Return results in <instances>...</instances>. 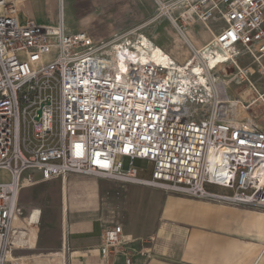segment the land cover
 Here are the masks:
<instances>
[{
    "label": "built area",
    "instance_id": "1",
    "mask_svg": "<svg viewBox=\"0 0 264 264\" xmlns=\"http://www.w3.org/2000/svg\"><path fill=\"white\" fill-rule=\"evenodd\" d=\"M158 6L155 18L170 21L190 49L187 74L172 61L143 59L134 30L97 40L63 20L23 23L17 3L0 0V170L10 175L0 181V264H68L66 228L63 255L21 260L37 237L20 198L25 186L73 173L264 211V124L247 115L256 99L264 103L252 78L264 79V0ZM201 26L211 38L199 47L187 31ZM227 65L237 84L247 83L238 95L221 75ZM136 159L147 161L149 178ZM123 235L122 223L107 228L105 253L123 249Z\"/></svg>",
    "mask_w": 264,
    "mask_h": 264
},
{
    "label": "rangeland",
    "instance_id": "2",
    "mask_svg": "<svg viewBox=\"0 0 264 264\" xmlns=\"http://www.w3.org/2000/svg\"><path fill=\"white\" fill-rule=\"evenodd\" d=\"M56 3L57 11L52 24L64 20L68 29L86 30L97 40H112L134 30L135 35L143 34L150 37L177 59L188 54L186 42L182 43L184 48L178 43L182 35L175 26L165 18H155L160 11L158 0H56ZM62 4L65 8L63 17ZM200 28L198 31L195 29L198 37L193 35L201 41L206 38L209 31L205 27ZM54 55L55 52L47 56V60ZM248 59L241 56L239 62L244 64ZM232 71L234 68L227 65V72L221 75L229 77ZM252 78L264 90V79L259 78L257 73H254ZM246 87L247 83H233L230 85V92L238 95L239 91L243 92ZM247 115L264 124L262 104L254 106ZM135 165L144 177L151 176V169L146 168L147 161L136 159ZM8 177L6 172L0 170V181H6ZM36 177L40 178L41 175L37 174ZM63 182L60 178L23 188L20 198L22 213L25 220L32 225L30 229L34 231L37 239L36 247L20 250L21 255L43 253L58 246L63 224L61 213ZM67 185L70 206L68 223L73 217L93 219L96 224L109 221L106 229L114 223H125L126 232L133 231L141 236L152 234L156 224L166 219L164 211L170 197L218 203L163 188L134 186L88 174H71L67 177ZM218 190L228 192L223 188ZM73 244L76 245L77 242L74 241Z\"/></svg>",
    "mask_w": 264,
    "mask_h": 264
},
{
    "label": "crops",
    "instance_id": "3",
    "mask_svg": "<svg viewBox=\"0 0 264 264\" xmlns=\"http://www.w3.org/2000/svg\"><path fill=\"white\" fill-rule=\"evenodd\" d=\"M14 1L19 6L23 23L29 19L42 24H52L54 21L56 0ZM195 29L198 31L201 28H189L188 35L199 46L211 38L208 32L206 38L199 37L201 42L194 36ZM69 30L77 31L76 28ZM169 54L181 63L190 52L188 50L186 57L181 59ZM1 171L6 172L10 179L7 170ZM66 184L67 180L63 182L60 241L58 246L46 252L62 248V234L66 228L71 248L68 264H123L128 254L132 256L134 264H264V211L175 197L169 198L164 211L166 219L156 224L152 234L141 236L133 231L126 232V224L123 223L126 246L115 254L105 253L103 237L110 222L96 224L93 219L73 217L68 223L70 206Z\"/></svg>",
    "mask_w": 264,
    "mask_h": 264
},
{
    "label": "bare ground",
    "instance_id": "4",
    "mask_svg": "<svg viewBox=\"0 0 264 264\" xmlns=\"http://www.w3.org/2000/svg\"><path fill=\"white\" fill-rule=\"evenodd\" d=\"M62 13H63V6H62V11H61V17L64 16ZM63 22H64V20H63ZM64 24H65V22H64ZM65 26H66V24H65ZM66 28H68V27L66 26ZM188 32L189 31H187V35H188ZM141 36H142V40H143V42H144V44L146 46V48L143 49V51L145 52L144 55H143V59H145V60H147V59L156 60L158 62H162V63H165V64H168L170 61H172V62L175 63V67L177 69H179L182 73L187 74V71L184 70V65H185V62H187L189 60V56L184 62H181V63L177 62L174 57H172L162 46L156 44L150 37H148L146 35H143V34ZM183 41H184V38L182 36L181 40H178V43L181 45L182 48H184V45L182 44ZM201 46H203V44ZM201 46H199V47H201ZM177 51L178 50H176V52ZM189 52H190V49H189ZM195 70L199 71L200 70L199 66L196 65L195 66ZM233 83L237 84L238 81L236 79H234L233 76H229L228 79H227V84L230 86ZM255 86L257 87L260 95L262 96V98L264 100V90H262L260 88L258 83H255ZM259 103L262 104V106L264 107V103H263V101H262V99L260 97V98L256 99V101H254L252 103L250 108H253L256 105H259ZM211 159L212 160L214 159V155L211 156ZM66 188H67V184H66ZM64 217H65V214H64ZM64 222H65V220H64ZM34 226H36V225H34ZM33 234H34V231H33ZM64 251H65V249L61 248L59 251H55V252H52V253H50V252L32 253V254H29V255H24L21 260L24 263H30L32 261H34V262L54 261L53 256H61V255L64 254Z\"/></svg>",
    "mask_w": 264,
    "mask_h": 264
},
{
    "label": "water",
    "instance_id": "5",
    "mask_svg": "<svg viewBox=\"0 0 264 264\" xmlns=\"http://www.w3.org/2000/svg\"><path fill=\"white\" fill-rule=\"evenodd\" d=\"M39 114H41V110H39Z\"/></svg>",
    "mask_w": 264,
    "mask_h": 264
},
{
    "label": "trees",
    "instance_id": "6",
    "mask_svg": "<svg viewBox=\"0 0 264 264\" xmlns=\"http://www.w3.org/2000/svg\"><path fill=\"white\" fill-rule=\"evenodd\" d=\"M140 174H141V172H140ZM142 175V174H141Z\"/></svg>",
    "mask_w": 264,
    "mask_h": 264
}]
</instances>
